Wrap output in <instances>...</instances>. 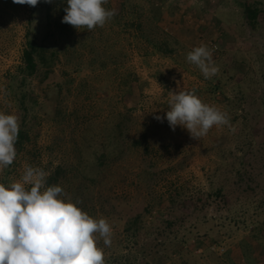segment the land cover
<instances>
[{
    "label": "rangeland",
    "instance_id": "obj_1",
    "mask_svg": "<svg viewBox=\"0 0 264 264\" xmlns=\"http://www.w3.org/2000/svg\"><path fill=\"white\" fill-rule=\"evenodd\" d=\"M108 1L117 7V0ZM151 1L160 6L159 26L177 41L178 52L170 58L142 57L134 49L119 72L131 68L141 81L122 103L106 100L102 104L97 97L88 96L85 89L77 97L83 86L96 85L88 77L93 79L97 72L85 68L72 72L68 66L60 64L43 82L30 78L24 87L36 101L28 115L30 141L18 154L10 175L3 177L0 169V182L5 180L9 184L18 180L25 164L43 167L49 172L59 164L70 166L73 154H76L71 150L70 131H62V127L53 121L55 101L52 94V98L45 95L48 86H60L61 104L69 110L79 107L87 110L89 104L92 108L96 106L95 110L102 107L93 125L95 129L103 125L110 110L127 112L130 122L124 125L126 142L135 137L136 130L148 120L164 125L165 131L158 129L157 138L167 136L175 141L174 153L162 154L149 173L144 170L147 162L140 153L127 149L120 165L113 167L119 178L126 179H118L120 182L114 186L109 182L103 189L104 196L109 195L110 200L123 197V205L112 201L116 216L110 215L108 219L105 215L111 211L108 209L95 217L105 218L112 230L109 245H105L97 234V246L103 249L105 264H143L140 256L142 243L149 254V264H154L153 261L159 264H264V231L258 235L261 240H256L253 231L264 222V115H258L260 102L264 99V23L251 29L241 7L249 2L264 12V0ZM36 10L32 15L29 5L0 0V112L6 114L17 116L19 113L15 101L16 87L13 92L7 90L6 79L9 74H16V67L20 65L25 31L43 19L40 7ZM201 44L212 49L213 61L219 68L212 77L222 78L223 92L230 100L229 105L210 104L220 108L228 117H239L237 126L242 127L240 122L246 118V140L237 135L239 130L234 126L229 130L228 125L213 126L205 136L194 139L181 126L173 130L166 119L155 118L164 117L170 92H178L183 87L200 90L205 86L200 69L186 59L188 52ZM70 80L73 83L70 84ZM83 81H86L85 85H82ZM105 98V94H101V99ZM131 109L134 111L130 112ZM112 119L116 122L119 118L113 116L109 120ZM76 137L78 132L74 134V139ZM84 154L87 156L88 152ZM234 169H240V175ZM218 187H222L226 199L216 203L209 200L212 203L198 214L191 215V210L203 203H196V199L200 196L204 200V194ZM171 197L177 202L170 207ZM148 205L153 206L151 215L145 216L151 229L141 231L140 236L128 242L122 233L126 221L144 214ZM166 218L177 222L174 231L167 235L166 252L169 256L162 260L156 256H161L165 250L163 248L161 254L157 252L159 241L155 237L162 229L161 221ZM148 231L150 235L146 234ZM173 237L188 240L181 252L176 251ZM186 249L190 253H186Z\"/></svg>",
    "mask_w": 264,
    "mask_h": 264
},
{
    "label": "trees",
    "instance_id": "obj_2",
    "mask_svg": "<svg viewBox=\"0 0 264 264\" xmlns=\"http://www.w3.org/2000/svg\"><path fill=\"white\" fill-rule=\"evenodd\" d=\"M117 1V7H113L111 2L107 0V3L103 6L106 9H114L115 15L106 21L104 27L97 26L91 31L86 28L77 29L70 24L62 22V17L65 15L64 8L67 7L65 0H51L49 3L39 0L34 7L29 6L32 15L40 7L43 19H39L40 23L37 26L29 27L25 31V43L21 52L20 65L16 67V74H9L6 79L7 90L13 92L14 87H16L15 101L18 103L17 108L19 109L17 115L19 132L15 143L16 158L11 165L1 170L3 177L11 174L16 166L18 154L30 141L27 129L29 123L28 115L29 111L33 110L36 105L32 95L24 90L30 78H37L43 82L52 72V69L60 64L68 66L72 72H78L80 69L85 68L97 72L93 79L88 77L89 80H94L96 85L86 86V81H83L82 85H85V88H83L84 86L82 87L83 90L79 92L77 97L81 96L85 89L88 92V96L97 97L102 104L106 100H109V102L115 100V103H122L124 97L131 93L134 86L139 87V81H141L140 77L131 68H124L123 71L119 72V69L123 68V65L129 61L134 49L142 57L158 55L170 58L178 52L177 47L179 45L177 41L159 26L162 10L158 4L151 0H142L140 2L135 0ZM241 7L243 16L251 29H256L264 23V12L259 10L256 4L248 2L242 4ZM106 24H109V26L105 27L107 26ZM221 79L214 77L205 79V86L200 88V90L196 89L194 91L208 104L212 102L229 105L230 100L223 92L224 82ZM71 83H73V80H70ZM108 92L113 94L109 95ZM67 93H69V89L66 90ZM51 94L55 101L53 121L62 127V131L65 129L68 132L70 131L69 142L72 145L71 150L75 151L76 154H73L70 166L59 164L50 171L51 174L47 178V184L49 186H61L68 197L74 202H78V206L94 218L108 209H111V211L105 212L106 217L108 219L110 215L115 217L116 215L113 211L115 205L112 201H117L123 205V197L110 200L108 198L109 195L104 196L103 189L109 182L110 185L114 186L117 181L120 182L118 179H121V181L126 179L125 177L119 178V175L117 176L115 172L116 170L113 169L114 166L120 165L119 161L125 156V150L138 151L139 155L147 162L144 170L148 172L154 169L155 163L162 157V154L174 153L173 144L175 141L167 136L164 139L161 137L157 138L156 134L160 133L158 129L165 131V127L160 122H156V120H148L136 130L135 137L126 142L124 136L126 126L124 129V125L130 122V115L127 112L122 114L120 111L114 113L113 110H110L103 125L95 129L93 125L98 120L99 112L102 110L101 106H97L98 110H95L96 106L92 108L90 104L87 110L84 107L82 109L79 107L69 110L61 104L60 99L62 97L60 98V96L62 92L60 86H48L45 95L52 98ZM101 94H105L106 98L102 100ZM131 111H134V109H131ZM262 114L264 115V99L260 102L258 115ZM113 116L117 119L119 118L118 121L115 122V119L109 120ZM246 120V118H243L240 122L242 127H240L236 123L239 122V117H229V123L226 127L231 130V127L234 126V129L239 130L237 135L246 140L248 139L246 135ZM76 132H78V137L74 139ZM87 152L88 155L86 156L84 153ZM232 164H237V162H232ZM239 171L240 169L235 170L237 174L240 173ZM146 172L144 174H147ZM140 173L137 177H139ZM0 183L6 184L5 180ZM222 190V187H218L211 193L204 194V200L199 196L196 199V203H203L197 208L195 206L191 210V215L198 214L209 203L224 201L223 199L226 198ZM209 200L212 202H209ZM176 202L175 197H171L169 199L170 207L174 206ZM148 206L150 208V205ZM149 208L146 207L144 209V214H137L126 221L122 233H124L128 242L140 236L141 231L151 229L145 219L146 215H151L153 206ZM161 222L162 229L158 232L155 240L159 241L157 252L161 254L164 248L165 253L156 257L164 260L169 256V253L166 252V240L169 239L167 235L174 231L177 220L166 218ZM253 231L257 235L256 240H261L258 235L264 231V222L253 228ZM146 234L150 235L151 233L148 231ZM172 241L177 244L175 249L177 247L176 251L178 252H181L182 250L180 249L183 245H187L188 242V240L183 239L176 240L174 237ZM141 248L143 250L140 252L142 263L149 264L147 261L149 254H146L143 243ZM247 248L243 249L244 256L247 254ZM186 253L190 252L186 249ZM152 263L159 264L158 261H153Z\"/></svg>",
    "mask_w": 264,
    "mask_h": 264
},
{
    "label": "clouds",
    "instance_id": "obj_3",
    "mask_svg": "<svg viewBox=\"0 0 264 264\" xmlns=\"http://www.w3.org/2000/svg\"><path fill=\"white\" fill-rule=\"evenodd\" d=\"M39 0H13L35 6ZM49 3L51 0H44ZM62 22L91 31L115 15L106 9L107 0H65ZM186 59L197 66L205 79L219 71L207 45L193 47ZM164 117L173 130L186 129L199 139L213 126L229 123L227 114L204 102L194 90L184 87L170 92ZM19 123L15 114L0 112V169L16 158L15 143ZM51 173L43 167L25 164L23 174L9 184L0 183V264H105L103 249L111 243V226L105 218H94L78 202L68 197L59 185L47 184Z\"/></svg>",
    "mask_w": 264,
    "mask_h": 264
}]
</instances>
